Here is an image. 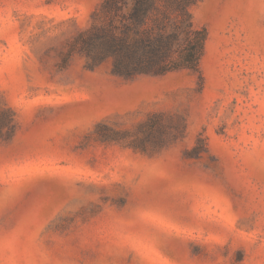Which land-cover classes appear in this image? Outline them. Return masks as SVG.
<instances>
[{
	"label": "rangeland",
	"instance_id": "374dc122",
	"mask_svg": "<svg viewBox=\"0 0 264 264\" xmlns=\"http://www.w3.org/2000/svg\"><path fill=\"white\" fill-rule=\"evenodd\" d=\"M102 0H0V264H264V0L191 7L200 73L125 79Z\"/></svg>",
	"mask_w": 264,
	"mask_h": 264
},
{
	"label": "trees",
	"instance_id": "16d2710c",
	"mask_svg": "<svg viewBox=\"0 0 264 264\" xmlns=\"http://www.w3.org/2000/svg\"><path fill=\"white\" fill-rule=\"evenodd\" d=\"M200 1L102 0L80 49L94 63L111 58L114 73L125 79L200 73L207 31L195 26L191 14ZM13 128V111L0 105V138Z\"/></svg>",
	"mask_w": 264,
	"mask_h": 264
}]
</instances>
